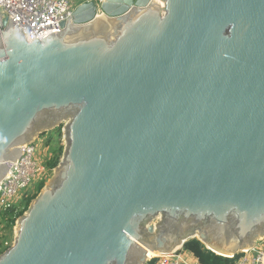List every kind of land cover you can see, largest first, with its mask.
Here are the masks:
<instances>
[{"label": "water", "instance_id": "95a60500", "mask_svg": "<svg viewBox=\"0 0 264 264\" xmlns=\"http://www.w3.org/2000/svg\"><path fill=\"white\" fill-rule=\"evenodd\" d=\"M15 22L0 181L70 115L0 264H144L193 238L233 258L264 238V0H90L33 41Z\"/></svg>", "mask_w": 264, "mask_h": 264}, {"label": "built area", "instance_id": "2783aa9c", "mask_svg": "<svg viewBox=\"0 0 264 264\" xmlns=\"http://www.w3.org/2000/svg\"><path fill=\"white\" fill-rule=\"evenodd\" d=\"M101 3L104 0H95ZM76 7L71 0H0V32L5 18L17 20L26 33V39L35 40L63 30V24L73 18ZM65 124V123H64ZM64 124L62 132H64ZM64 139V135L61 136ZM47 136H40L35 142L22 148L20 158L11 164L10 169L0 181V253L12 245L9 238H4L5 226L2 216L14 210L15 217L23 209L19 207L29 198L37 186L46 182L54 174L55 168L47 166L53 157ZM17 206V207H16ZM19 207V208H18ZM16 217V222H17ZM15 227V226H14ZM252 249H246L238 254L232 264H264V238ZM144 264H201L198 258L183 247L171 252L147 256Z\"/></svg>", "mask_w": 264, "mask_h": 264}, {"label": "trees", "instance_id": "16d2710c", "mask_svg": "<svg viewBox=\"0 0 264 264\" xmlns=\"http://www.w3.org/2000/svg\"><path fill=\"white\" fill-rule=\"evenodd\" d=\"M49 133V135H48ZM47 134L43 133V136L47 135V144L50 145L51 151L53 153V157L51 160L47 162V166L50 168H55L61 159V155L63 154L62 151H64V148L62 146L61 142V136H62V128L61 126L57 127L56 129L49 131ZM57 136H59V144L57 140ZM56 144L57 146H54ZM44 183L42 182L37 186V191H35L29 198L24 200V203L20 204L19 207H23L18 214L17 218L20 217L29 207L31 201L39 194L41 189L44 187ZM17 207V206H16ZM18 207V208H19ZM16 217L14 210L11 212H7L2 216V221L5 223V235L4 238H9V232L12 231L16 224ZM185 250H188L192 252L200 261L201 264H232L236 261V259L239 257L240 254L235 255V257H225L222 255H219L210 249H208L205 244H203L200 240L197 238L189 239L183 246Z\"/></svg>", "mask_w": 264, "mask_h": 264}, {"label": "rangeland", "instance_id": "374dc122", "mask_svg": "<svg viewBox=\"0 0 264 264\" xmlns=\"http://www.w3.org/2000/svg\"><path fill=\"white\" fill-rule=\"evenodd\" d=\"M72 1V3H73V5L75 6V7H77L79 4H81V3H84V2H87V1H90V0H71ZM69 115L70 114H68V116L65 118V120H67V118L69 117ZM64 118H63V122H62V125H61V128L63 127V124L65 123L64 121ZM49 131H47V132H45V134H47ZM48 135H49V133H48ZM64 135V132H62V136ZM57 138V140H58V144H59V136H57L56 137ZM40 139V138H39ZM61 144H62V146H63V148H65V145H66V140H65V138L63 139V137H61V142H60ZM54 146H57L56 144H54ZM63 152V151H62ZM63 155V154H62ZM61 155V156H62ZM62 158V157H61ZM61 160V159H60ZM55 174V173H54ZM54 174H52V177L49 179V180H46V182L44 183V186L45 185H47L49 182H50V180L53 178V176H54ZM37 191V190H36ZM161 219H162V217L161 216H158L155 220H153L152 222H151V224L152 225H157V224H159L160 223V221H161ZM0 226H2V224H0ZM6 232V231H5ZM14 238H15V227L12 229V231L11 232H9V241H12V244L14 243ZM0 240H2V237H1V235H0ZM261 239H258V241L257 242H261L260 241ZM258 244V243H257Z\"/></svg>", "mask_w": 264, "mask_h": 264}, {"label": "bare ground", "instance_id": "6f19581e", "mask_svg": "<svg viewBox=\"0 0 264 264\" xmlns=\"http://www.w3.org/2000/svg\"><path fill=\"white\" fill-rule=\"evenodd\" d=\"M102 11L101 10H99V15H98V18H102ZM196 236H198V232L196 233ZM211 248H214L212 245H209ZM175 247V250H177V249H179V248H181L180 247V244H178V245H175L174 246ZM183 247V246H182ZM157 254H160V252H158V251H154V250H147V256H152V255H157Z\"/></svg>", "mask_w": 264, "mask_h": 264}, {"label": "crops", "instance_id": "0c3cea01", "mask_svg": "<svg viewBox=\"0 0 264 264\" xmlns=\"http://www.w3.org/2000/svg\"><path fill=\"white\" fill-rule=\"evenodd\" d=\"M41 136H43V135H41ZM47 136V135H46Z\"/></svg>", "mask_w": 264, "mask_h": 264}]
</instances>
